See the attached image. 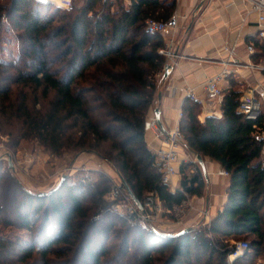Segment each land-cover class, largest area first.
<instances>
[{
    "label": "trees",
    "instance_id": "1",
    "mask_svg": "<svg viewBox=\"0 0 264 264\" xmlns=\"http://www.w3.org/2000/svg\"><path fill=\"white\" fill-rule=\"evenodd\" d=\"M0 2V134L9 146L34 140L50 154L95 152L108 161L142 201L155 192L167 208L184 192L202 195L205 179L194 163L179 165L175 191L161 184L147 147V113L166 59L163 40L145 31L148 18L167 19L175 0ZM18 55L1 57L4 33ZM254 60L264 58L259 42ZM264 71V70H263ZM222 91L221 115L198 120L200 106L185 98L179 128L191 154L227 171L226 199L209 225L162 236L131 224L105 198L112 180L77 171L44 194L24 188L0 162V226L28 232V240L0 234V264H255L264 260V113L238 111L242 87ZM93 151V152H92ZM249 248L232 262L230 239Z\"/></svg>",
    "mask_w": 264,
    "mask_h": 264
},
{
    "label": "crops",
    "instance_id": "2",
    "mask_svg": "<svg viewBox=\"0 0 264 264\" xmlns=\"http://www.w3.org/2000/svg\"><path fill=\"white\" fill-rule=\"evenodd\" d=\"M122 1L125 4L130 2ZM248 7L244 0H175L173 12L179 18L174 56L166 60V64L170 65L167 75H164L163 70L156 78L157 90L147 113L144 137L152 153L158 149L160 141L148 127V121L154 118L157 126L162 129L179 124L178 113L181 112L185 98H191L199 104L200 122L208 116L221 115L219 99L205 88V84L222 69V62L228 59L222 51L225 46H235L234 61L228 65L230 75L218 81V87L221 90L227 89L230 80H236L241 84L242 96H252L259 111L264 113V69L261 68L264 66V58H253L260 41L257 37L256 14L248 13ZM248 44H253V53L247 51ZM191 89L194 97L188 95ZM180 153L184 162H192L195 156L185 146H182ZM262 154L264 157V147ZM202 158L207 175L206 179L203 176L205 189L202 195H192V202L196 207L206 209L213 218L225 202L228 177L217 162L209 157ZM106 162L105 159H97L95 165L104 168ZM199 170L202 174L200 167ZM33 172H37V167H34ZM180 179V174L173 177L175 188H178ZM197 222L194 214L190 213L185 228Z\"/></svg>",
    "mask_w": 264,
    "mask_h": 264
},
{
    "label": "built area",
    "instance_id": "3",
    "mask_svg": "<svg viewBox=\"0 0 264 264\" xmlns=\"http://www.w3.org/2000/svg\"><path fill=\"white\" fill-rule=\"evenodd\" d=\"M57 5L69 8L72 0H50ZM248 5V13L256 14V22L258 25L257 37L264 47V0H244ZM179 16L173 12L167 19L148 18L145 20V31L150 34H158L164 39L163 47L159 49V54L163 55L165 59H171L174 56L173 47L175 44V33L178 25ZM249 53L255 51L253 44H248L246 47ZM222 51L228 56L222 62V69L210 77L205 88L214 94L219 101L222 99V91L217 83L230 75L228 65L234 61L235 46L223 47ZM264 69V66L261 67ZM160 74H158L159 76ZM188 95L194 97L192 89L188 91ZM238 111L246 118L254 119L259 114V107L256 105V100L252 96H241ZM181 112L178 113V118H181ZM148 127L154 132V135L160 141V146L155 150L153 166L159 174L161 184L169 187L171 191H175V183L173 177L180 174L179 165L184 162L181 157L182 146L184 145L183 135L180 131L179 124L176 123L169 129H162L157 126L156 120L151 118L148 121ZM264 135V130H263ZM2 141H6L1 136ZM4 148V147H1ZM52 155V154H51ZM19 156L24 159L25 163H32L35 160V155L31 152H23L19 155L15 152L3 149L0 153V162L10 161L13 167L16 163L20 164ZM192 166L190 172H197L199 166L192 158ZM74 167V166H73ZM15 171V170H14ZM71 171H82L84 177L80 181L86 183L90 180L89 171L86 167H74ZM117 173V179H112V185L105 198L110 202V208L119 216L127 218L131 224L138 225L144 230L154 231L158 235L170 236L177 233L179 230L185 228L186 221L190 213H193L195 219L199 220L202 225H209L212 216L206 209L196 207L192 202V195L184 193V199L181 203L167 208L165 204L160 201L155 192H147L144 195L142 208H138L131 199L126 189L120 180V174ZM227 175V171L224 170ZM232 251L228 254V262H232L236 257L242 255L248 248L249 243L246 240H239L234 242Z\"/></svg>",
    "mask_w": 264,
    "mask_h": 264
},
{
    "label": "rangeland",
    "instance_id": "4",
    "mask_svg": "<svg viewBox=\"0 0 264 264\" xmlns=\"http://www.w3.org/2000/svg\"><path fill=\"white\" fill-rule=\"evenodd\" d=\"M8 1L9 0H0L1 3L5 4H7ZM82 1L83 0H74V2L78 5H80ZM15 37L16 35L13 32L4 33L5 42L2 43L3 51L1 57L8 61L14 59L18 55L19 48ZM156 77H158V75ZM1 136L6 139L5 142L2 141ZM9 139L10 138L7 134H0V153L3 151V149H6L11 152H15L18 155L23 152H31L35 155V160L32 163H25L24 159L19 156L18 159L20 161V164L16 163L13 167H9L8 162L2 161L3 167H7L8 170L12 173V175L18 180V182L29 191L39 192L41 190L46 189V192L48 190H51L58 184L62 176H67L70 179L74 180L76 172L71 171V169L74 167H86L91 171H100L105 173L111 178V180L117 179L116 170L111 166L108 161V163L106 162V166L104 168L96 167L97 165L95 164L97 159L100 161L103 158L93 151V153H89L90 150H83L82 153L80 152V154L79 152L76 154L64 153L61 156H56L51 155L45 148H43L34 140L22 141L18 147L11 148L9 146ZM34 167H37L36 173L33 172ZM108 173L111 175H109ZM197 221L198 222L196 224H193L194 226L197 224H201L199 223V220ZM0 234L5 236H11L13 238L20 237L21 239H29L28 232L24 230H19L14 227L0 226ZM239 240L245 239H230L229 243L234 244V242ZM255 264H264V260L259 258Z\"/></svg>",
    "mask_w": 264,
    "mask_h": 264
},
{
    "label": "water",
    "instance_id": "5",
    "mask_svg": "<svg viewBox=\"0 0 264 264\" xmlns=\"http://www.w3.org/2000/svg\"><path fill=\"white\" fill-rule=\"evenodd\" d=\"M169 67L170 65L169 64H166L165 67H164V75H167L168 73V70H169ZM195 160L196 162L198 163L201 171H202V174L204 176V178L206 179L207 178V175H206V170H205V165H204V161H203V158L201 157V155L199 154H195ZM8 166L10 167L11 166V162L8 161ZM65 178V176H62L58 182V184L51 190H48L46 192H50L52 190H55L59 184L62 182V180ZM120 180H121V183L123 184L124 188L126 189L127 193L129 194V196L131 197V199L134 201V203L137 205L138 208H142V203L141 201L135 196V194L132 192V190L130 189L129 185L127 184V182L120 176ZM46 192H41L42 194L46 193ZM188 228H183L181 230H179L177 233H175L174 235H178V234H181V233H184Z\"/></svg>",
    "mask_w": 264,
    "mask_h": 264
}]
</instances>
